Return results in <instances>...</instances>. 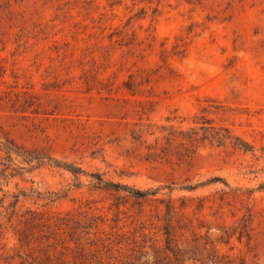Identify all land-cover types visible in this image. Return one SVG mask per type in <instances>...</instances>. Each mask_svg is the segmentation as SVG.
<instances>
[{
    "label": "rangeland",
    "instance_id": "rangeland-1",
    "mask_svg": "<svg viewBox=\"0 0 264 264\" xmlns=\"http://www.w3.org/2000/svg\"><path fill=\"white\" fill-rule=\"evenodd\" d=\"M167 232L264 264V0H0V264H176Z\"/></svg>",
    "mask_w": 264,
    "mask_h": 264
},
{
    "label": "trees",
    "instance_id": "trees-1",
    "mask_svg": "<svg viewBox=\"0 0 264 264\" xmlns=\"http://www.w3.org/2000/svg\"><path fill=\"white\" fill-rule=\"evenodd\" d=\"M72 171L74 173H77V171H81V170L79 168H75ZM100 181L103 182L102 179H100ZM109 185H112L118 190H122L127 194H129L130 196L136 198H142L151 195V193L147 191L138 190L129 186H122L118 184L117 185L109 184ZM170 237L171 235L169 234V232H167L166 250L171 254H173L174 261L176 264H182V262L184 261L182 251L172 248L171 246L172 239ZM242 238H243V234L241 236V239ZM222 243H228V242L222 241ZM189 259L197 264H247L243 261L238 262L236 258H232L228 255L222 254L218 249H214V248L210 249L208 244H206L205 246H195L193 248V254L190 255Z\"/></svg>",
    "mask_w": 264,
    "mask_h": 264
}]
</instances>
